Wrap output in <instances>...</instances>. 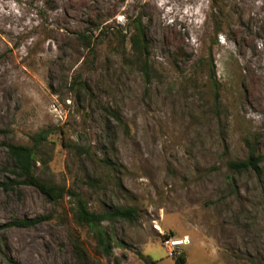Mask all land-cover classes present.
Here are the masks:
<instances>
[{"label": "rangeland", "instance_id": "1", "mask_svg": "<svg viewBox=\"0 0 264 264\" xmlns=\"http://www.w3.org/2000/svg\"><path fill=\"white\" fill-rule=\"evenodd\" d=\"M220 6L225 34L215 37L210 0H0V182L13 178L2 143L31 146L44 131L41 180L75 191L91 211L133 206L137 215L102 223L104 254L71 195L53 202L32 186H0V226L48 216L1 228L0 264H175L178 255L264 264V0ZM136 16L147 80L116 37ZM210 53L216 98L203 66ZM254 137L260 176L229 170ZM168 237L187 243L170 256Z\"/></svg>", "mask_w": 264, "mask_h": 264}, {"label": "trees", "instance_id": "2", "mask_svg": "<svg viewBox=\"0 0 264 264\" xmlns=\"http://www.w3.org/2000/svg\"><path fill=\"white\" fill-rule=\"evenodd\" d=\"M220 3L221 0H210L211 12L209 14V19L211 20V23L213 22V32L215 37H217L219 33L225 34L222 21L223 9L221 8ZM100 18L101 17L97 16L94 17L93 21L90 20V22L87 24L89 31L99 27ZM130 25L131 30L129 31V34L117 32L116 37L120 43H128L130 47L129 53L131 54L132 58L138 62L139 70L143 73L145 80H147L149 75V42L147 39L146 30L143 26L140 16L133 18L130 22ZM107 28L108 26L104 25L101 30H107ZM78 39L81 40L84 45H87L90 41H92L91 36L85 33H80ZM203 66L205 68L209 87L213 91L214 97L216 98L219 94L220 83L216 79L215 66L211 53L205 63H203ZM111 115L113 119L121 122L120 117L116 113H111ZM45 139L46 133L42 131L31 136V146L7 142L2 143L6 148V154L11 165L9 173L13 175V178H8L6 181L0 182V186L3 188V190H10L18 185L32 186L48 200L53 202H56L67 195H71L73 198H75L74 213L76 221L79 224L86 226L92 232L101 252L104 254H109L111 246L106 237V233L102 230V223H112L117 221L135 222L137 220L135 207L116 206L107 211L94 212L88 208L84 199L81 198L75 191L66 189L64 186L58 184L47 183L41 180L34 171L36 163L35 150L38 144ZM245 145L247 151L245 158L240 160H230L227 162V167L234 173L249 172L255 174L256 176H260L262 171L260 167L262 156L259 153L258 146L256 145V138L254 137L252 141L245 140ZM102 161L107 163L104 159ZM4 170V168H0V171ZM47 218L48 216L46 215H38L32 218L23 217L14 219L7 224L1 225L0 229L7 227L28 228L43 222ZM170 235H172V233H170ZM76 250L80 251V248L77 247ZM7 261L11 264H19L9 257L7 258ZM174 261L175 264H185L184 257L182 255L175 256Z\"/></svg>", "mask_w": 264, "mask_h": 264}, {"label": "built area", "instance_id": "3", "mask_svg": "<svg viewBox=\"0 0 264 264\" xmlns=\"http://www.w3.org/2000/svg\"><path fill=\"white\" fill-rule=\"evenodd\" d=\"M163 243L168 249V254L172 256L174 253V250L180 247H183L187 243V241L184 238H171V237L169 238L168 237L163 241Z\"/></svg>", "mask_w": 264, "mask_h": 264}]
</instances>
